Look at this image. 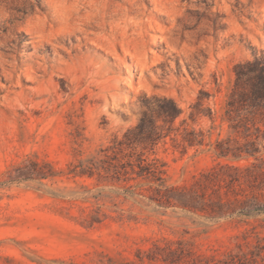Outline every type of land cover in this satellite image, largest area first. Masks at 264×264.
Here are the masks:
<instances>
[{"label":"rangeland","instance_id":"obj_1","mask_svg":"<svg viewBox=\"0 0 264 264\" xmlns=\"http://www.w3.org/2000/svg\"><path fill=\"white\" fill-rule=\"evenodd\" d=\"M261 76L264 0H0V264H264Z\"/></svg>","mask_w":264,"mask_h":264},{"label":"trees","instance_id":"obj_2","mask_svg":"<svg viewBox=\"0 0 264 264\" xmlns=\"http://www.w3.org/2000/svg\"><path fill=\"white\" fill-rule=\"evenodd\" d=\"M261 86L255 88L253 92V97L251 99V106L257 108H264V76L260 78ZM264 115V114H263ZM249 128L245 129L246 137H249L248 133ZM257 138L255 140H247L241 146L235 148V152L230 148L226 147L225 143L227 142H219L217 147L219 149V156L227 157L232 154L233 158L239 159L246 153L247 156H254L256 160L261 161V164H256L253 166V170H248L249 176L253 178L257 188L262 189L264 187V173L261 172L264 168V158L257 157L256 155L260 154L264 150V132H262L259 128H256ZM150 133L148 134V137ZM264 205L258 203L254 198L249 199L243 202V206L240 209L241 215H253L255 213H260L264 211Z\"/></svg>","mask_w":264,"mask_h":264}]
</instances>
